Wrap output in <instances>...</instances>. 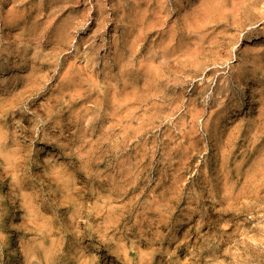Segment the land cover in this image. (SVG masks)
<instances>
[{
    "label": "rangeland",
    "instance_id": "obj_1",
    "mask_svg": "<svg viewBox=\"0 0 264 264\" xmlns=\"http://www.w3.org/2000/svg\"><path fill=\"white\" fill-rule=\"evenodd\" d=\"M0 264H264V0H0Z\"/></svg>",
    "mask_w": 264,
    "mask_h": 264
},
{
    "label": "bare ground",
    "instance_id": "obj_2",
    "mask_svg": "<svg viewBox=\"0 0 264 264\" xmlns=\"http://www.w3.org/2000/svg\"><path fill=\"white\" fill-rule=\"evenodd\" d=\"M9 159V158H8Z\"/></svg>",
    "mask_w": 264,
    "mask_h": 264
}]
</instances>
